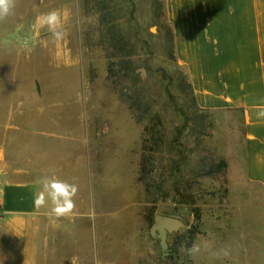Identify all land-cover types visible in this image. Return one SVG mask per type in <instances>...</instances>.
Returning <instances> with one entry per match:
<instances>
[{
  "label": "rangeland",
  "instance_id": "1",
  "mask_svg": "<svg viewBox=\"0 0 264 264\" xmlns=\"http://www.w3.org/2000/svg\"><path fill=\"white\" fill-rule=\"evenodd\" d=\"M61 5L67 20L62 40L71 48L67 58L78 64L55 72L66 104L59 112L61 132L55 137L52 131L50 138L58 140V154L48 145L45 157L46 167L57 158L58 179L75 183L78 192L71 215L56 218L47 211L38 264H245L235 250L237 224L230 220L235 199L230 190L224 196V170L215 173L230 148L228 118L197 108L187 71L176 61L165 0H62ZM37 7L35 0H16L14 14L0 28L30 22ZM22 41L21 35L0 32V90L33 87L31 72L39 71L45 89L53 91L47 66L24 65ZM112 62L119 65L114 79L109 76ZM17 79L21 86L15 85ZM6 100L12 97L0 99ZM147 127L154 130L148 144ZM179 150L186 171L207 174L196 204L200 224L191 200L177 203L170 197L155 203L140 179L146 156L154 158L158 174H168ZM225 172L230 188L229 167ZM238 176L234 197L246 208L253 200L244 171L239 169ZM174 209L186 227L168 236L170 251L164 256L150 229L156 214L169 216ZM249 216L251 235L264 248V217L260 212ZM195 225V242L210 247L190 257L179 233ZM220 249L228 255L214 258Z\"/></svg>",
  "mask_w": 264,
  "mask_h": 264
},
{
  "label": "crops",
  "instance_id": "2",
  "mask_svg": "<svg viewBox=\"0 0 264 264\" xmlns=\"http://www.w3.org/2000/svg\"><path fill=\"white\" fill-rule=\"evenodd\" d=\"M35 1L38 9L30 22L0 28L2 34L21 35L24 65L47 66L54 88L47 91L45 77L35 71L33 87L0 90V99L12 97L0 101V264H38L41 229L50 205L36 209L33 200L41 177L58 178L57 158L46 167L45 154L48 145L58 154V140L50 138L52 131L55 137L61 132L59 112L66 104L55 72L78 64L67 58L68 42L55 40L37 20L56 10L63 28L67 20L62 0ZM46 2L53 5L46 8ZM165 12L177 63L187 71L198 107L228 118L230 148L223 158L235 199L230 215L231 225L237 224L235 250L246 258L245 264H264V248L248 228L251 212L264 217V117L259 116L264 111V0H165ZM15 85L21 86L18 79ZM239 169L253 200L246 208L234 197Z\"/></svg>",
  "mask_w": 264,
  "mask_h": 264
},
{
  "label": "trees",
  "instance_id": "3",
  "mask_svg": "<svg viewBox=\"0 0 264 264\" xmlns=\"http://www.w3.org/2000/svg\"><path fill=\"white\" fill-rule=\"evenodd\" d=\"M172 40H173V36H172ZM118 67L119 65L117 66L116 63L114 62L110 63L109 76L111 79H114L118 76V70H117ZM187 79L189 81L190 88L193 92V88L189 80L188 74H187ZM193 96L197 108L200 111L205 112L198 107L194 92H193ZM131 108L133 109V107ZM138 114H140V111ZM153 131H154L153 129L147 127L145 132L146 133L149 132V134H151ZM152 140H153V136L151 134V136L146 139V143L148 144ZM184 161L185 160L182 155V152L179 150L177 151L174 160L172 162H169L168 174H158L156 168V161L154 160V158L146 156L143 161L140 179L145 184L147 194L149 196H154L155 203L157 200L168 199L170 197H173V201L177 203H183V200L185 201L191 200L194 206L193 214L195 215L196 222L200 224V220H201L200 207L197 206L196 204L198 198L204 195V193L202 192L203 190L202 181L207 177V174L204 171H197V172L186 171ZM227 169H228V163L224 160H221L216 166V172H215L217 174V173H221L224 170V174H223L224 181L222 184V187H224V196H227L229 194V188L227 186L228 181L226 179V172H225L227 171ZM168 182H169V187L166 186ZM177 212L178 210L174 209L172 213H169V216L176 217L178 216ZM197 228L198 226L195 225L194 227L188 229L187 231H184L183 233H179V237L181 238L182 242L185 244L186 248L190 247L192 243L196 241V237L199 233V231H197Z\"/></svg>",
  "mask_w": 264,
  "mask_h": 264
},
{
  "label": "clouds",
  "instance_id": "4",
  "mask_svg": "<svg viewBox=\"0 0 264 264\" xmlns=\"http://www.w3.org/2000/svg\"><path fill=\"white\" fill-rule=\"evenodd\" d=\"M16 0H0V23L14 14ZM38 22L42 26H46L55 40H62L65 36L61 27V15L58 11L52 10L37 17ZM264 117V111L259 113ZM40 186L39 192L35 195L33 204L36 209L45 208L50 205L49 213L56 218L66 217L73 213L76 204L75 196L78 192V186L75 183H69L55 177H41L37 181ZM209 244L193 242L190 247L184 251L190 257L199 256L202 251L209 249ZM214 258L220 259L228 255L224 249L217 250L212 253Z\"/></svg>",
  "mask_w": 264,
  "mask_h": 264
},
{
  "label": "water",
  "instance_id": "5",
  "mask_svg": "<svg viewBox=\"0 0 264 264\" xmlns=\"http://www.w3.org/2000/svg\"><path fill=\"white\" fill-rule=\"evenodd\" d=\"M185 227L186 224L179 218L156 214L150 229V235L159 240L163 255L166 256L170 251L168 236L181 231Z\"/></svg>",
  "mask_w": 264,
  "mask_h": 264
}]
</instances>
